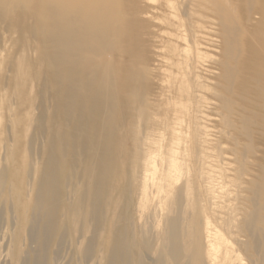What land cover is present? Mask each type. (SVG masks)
Segmentation results:
<instances>
[{
	"label": "bare ground",
	"instance_id": "6f19581e",
	"mask_svg": "<svg viewBox=\"0 0 264 264\" xmlns=\"http://www.w3.org/2000/svg\"><path fill=\"white\" fill-rule=\"evenodd\" d=\"M205 2L224 40L223 69L234 63L257 84V99L242 110L247 126V108L264 114V0ZM136 21L131 0H0V264L8 263L1 230L9 217L10 264H151L138 225L130 222L138 198L154 201L150 218L166 206L163 238L174 264L183 256L189 264H205L207 255L191 230L195 182L187 177L185 148L180 177L174 175L175 151L164 132L169 116L164 129L147 115L141 136L133 130L132 59L143 64L146 34L143 22L135 31ZM167 64L171 70L170 54ZM137 72L142 76L147 69ZM224 79L242 85L236 77ZM144 84L140 94L147 92ZM257 120L256 127L264 128V120ZM259 172L257 201H251L243 226L250 250L264 262V159ZM204 208L212 211L210 200ZM220 223L226 231L232 225L222 218ZM24 241L31 248L27 256L20 255Z\"/></svg>",
	"mask_w": 264,
	"mask_h": 264
},
{
	"label": "rangeland",
	"instance_id": "374dc122",
	"mask_svg": "<svg viewBox=\"0 0 264 264\" xmlns=\"http://www.w3.org/2000/svg\"><path fill=\"white\" fill-rule=\"evenodd\" d=\"M131 1L137 19L135 31L140 33L139 22H143L146 33L143 36V64L132 59L137 75L130 99L134 113L138 115L134 133L141 136L143 116L148 115L151 122H158L163 129L164 116H169L171 126L164 132L166 141L170 139L175 151L174 175H179L180 152L185 148L187 177L195 182L196 207L191 230L200 250L207 255L204 263L214 264L216 257L219 264H264L250 250L243 226L253 211L251 201H257L254 183L264 159V128L256 127L260 123L257 119L264 120V114L247 108L252 111L245 116L247 126L243 125L242 119V110L257 99L253 93L257 84L248 82V75L234 63L227 62L226 70L223 69L224 40L213 7L205 0ZM236 18L238 22L237 14ZM256 20L258 17L254 16L252 22ZM123 38L124 31L120 27V41ZM120 41L117 45L130 54L136 53L135 47H127ZM231 47L232 44L229 49ZM169 54L171 70L167 68ZM139 67L147 69L146 74L141 76L137 72ZM227 75L241 80L242 85L225 80ZM143 84L147 92L140 94ZM120 96L124 98L125 94L120 93ZM230 110L234 113H229ZM207 200L212 204L210 212L204 208ZM161 202L163 204V199ZM216 204L222 205V210L216 208ZM153 205L154 201L146 198L136 199L130 222L132 226L138 225L136 235L144 238L151 264L159 259L162 264H174L168 243L163 238L166 206L162 205L163 213L154 219L148 217ZM229 214L235 216L234 220L228 219ZM15 217H12L14 221ZM9 218L1 230L2 245L8 254L7 264H10L14 247V240L8 234ZM221 218L226 223L228 220L227 224L232 223L227 228L229 233L220 227ZM217 233L219 237L214 240ZM260 233L264 237V230ZM183 243L182 248L186 245L185 239ZM34 249L39 255L38 246ZM29 251L27 242L20 244L21 256H27ZM29 258L32 260L33 255ZM66 262L67 258L63 263ZM178 264H189V259L183 256Z\"/></svg>",
	"mask_w": 264,
	"mask_h": 264
}]
</instances>
